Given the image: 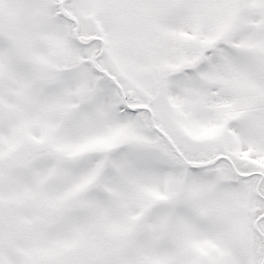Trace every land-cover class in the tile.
Returning <instances> with one entry per match:
<instances>
[{"label": "snow or ice", "instance_id": "1", "mask_svg": "<svg viewBox=\"0 0 264 264\" xmlns=\"http://www.w3.org/2000/svg\"><path fill=\"white\" fill-rule=\"evenodd\" d=\"M0 264H264V0H0Z\"/></svg>", "mask_w": 264, "mask_h": 264}]
</instances>
